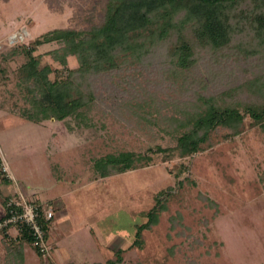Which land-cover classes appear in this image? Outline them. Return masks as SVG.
I'll list each match as a JSON object with an SVG mask.
<instances>
[{
    "label": "rangeland",
    "instance_id": "rangeland-1",
    "mask_svg": "<svg viewBox=\"0 0 264 264\" xmlns=\"http://www.w3.org/2000/svg\"><path fill=\"white\" fill-rule=\"evenodd\" d=\"M49 1L53 10L46 0H0V200L59 201L69 218L61 225L54 211L48 250L42 256L25 244L21 263L0 244V264H98L115 254L119 264H264V134L249 117L234 139H224L226 131L219 129L211 134L212 146L164 159L161 152L148 149L175 145L174 135L130 127L126 114L121 119L104 112L101 104L88 111L87 126L73 117L35 123L20 116L25 104L15 87L16 72L26 57L3 56L49 29L97 23L102 3ZM57 46L42 45L34 52L40 55V66H59L46 53ZM68 66H77L74 56L68 57ZM121 151L147 153L152 160L144 167L96 178L93 161ZM161 190L169 193L164 196L167 210L142 231L141 244L136 245V226L147 221L146 212ZM177 212L183 226L172 229L170 219ZM8 237L17 248L14 237Z\"/></svg>",
    "mask_w": 264,
    "mask_h": 264
},
{
    "label": "trees",
    "instance_id": "trees-1",
    "mask_svg": "<svg viewBox=\"0 0 264 264\" xmlns=\"http://www.w3.org/2000/svg\"><path fill=\"white\" fill-rule=\"evenodd\" d=\"M100 4L97 23L81 29H49L3 56L26 57L15 82L25 104L18 111L21 117L35 123L73 117L87 126L88 111L101 104L104 112L117 113L121 119L126 114L124 121L130 127L174 135L175 145L148 149L161 152L164 159L212 146L211 134L219 129L226 131L224 139H234L244 131L246 117L264 134V0H102ZM50 43L58 46L46 53L59 66L50 62L40 66V55L34 52ZM69 56L75 57L76 67L68 66ZM151 160L147 153L121 151L95 159L92 168L96 178H105L144 167ZM185 181L195 184L187 177ZM168 194L157 192L147 221L136 226L134 244H141L142 231L167 210ZM199 197L216 207L210 198ZM9 201V197L3 201L0 221L11 209L20 210ZM32 202L46 242L53 218L44 216L47 204ZM181 220L177 212L170 219L171 228L182 227ZM10 228L16 229L17 248L6 234ZM0 235L8 255L19 251L21 263L25 244L42 256L29 227L10 223L0 228ZM119 261L115 254L98 264Z\"/></svg>",
    "mask_w": 264,
    "mask_h": 264
},
{
    "label": "built area",
    "instance_id": "built-area-1",
    "mask_svg": "<svg viewBox=\"0 0 264 264\" xmlns=\"http://www.w3.org/2000/svg\"><path fill=\"white\" fill-rule=\"evenodd\" d=\"M9 206L15 205L20 207V210H13L9 211V215L5 216L0 221V228L7 226L10 223L18 224V225H25L30 228L32 234L34 236L33 245L37 246L42 254H45L48 250V246L44 240V233L42 230L41 225L37 222V212L36 206L31 200H25L21 197V200H10L8 202ZM47 207L44 212V216L46 219H52L54 217V210L52 204L47 203ZM4 216V214H3Z\"/></svg>",
    "mask_w": 264,
    "mask_h": 264
},
{
    "label": "crops",
    "instance_id": "crops-1",
    "mask_svg": "<svg viewBox=\"0 0 264 264\" xmlns=\"http://www.w3.org/2000/svg\"><path fill=\"white\" fill-rule=\"evenodd\" d=\"M7 197H9V196H5L4 198L2 197L1 199L4 201V199L7 198ZM3 201L0 200V212L1 213H2V211L4 209ZM53 203H52L53 204L52 206L55 207L54 211H57V215L55 216L56 220H58L59 222L60 221H63V222L68 221L69 215L66 216V214L63 212V211H65V212L67 211L66 208L65 207L63 208L61 202H59V201H57V202L53 201ZM61 225H63V224L61 223ZM6 234H7V236L11 235V236L14 237L17 234L16 233V229L15 228H10V229L7 230ZM0 244L5 248V243L3 242L1 235H0ZM6 252H7V249H6ZM12 254H14V259H18L19 260V251H14V252H12ZM8 256H7V259H9ZM10 256L13 258V256L11 254H10ZM23 260H24V251H23Z\"/></svg>",
    "mask_w": 264,
    "mask_h": 264
}]
</instances>
